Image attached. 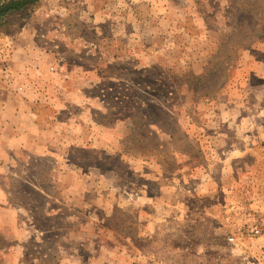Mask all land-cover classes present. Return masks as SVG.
Instances as JSON below:
<instances>
[{
  "label": "rangeland",
  "instance_id": "rangeland-1",
  "mask_svg": "<svg viewBox=\"0 0 264 264\" xmlns=\"http://www.w3.org/2000/svg\"><path fill=\"white\" fill-rule=\"evenodd\" d=\"M42 1L0 24V264L264 254V0Z\"/></svg>",
  "mask_w": 264,
  "mask_h": 264
},
{
  "label": "crops",
  "instance_id": "crops-1",
  "mask_svg": "<svg viewBox=\"0 0 264 264\" xmlns=\"http://www.w3.org/2000/svg\"><path fill=\"white\" fill-rule=\"evenodd\" d=\"M46 8L48 9V6L44 3V0H43L41 4L39 5V7L37 8V10L35 11L36 18L40 20L41 22L49 17V14L47 12L43 14V9H46ZM27 24H25V26L21 29V32H23L24 29H26ZM2 39H3V35L0 38V42H2ZM12 40L14 39L12 38ZM14 43L17 44L16 42ZM15 44L14 46H16ZM3 70L5 69L0 68V71L4 72ZM8 99L9 98H5V100H8ZM3 103L5 104V102ZM4 115H5L4 121L6 122L8 129H9V133H10L9 142L13 144L10 147L16 146L15 148H19L22 146L23 148L28 149V150H38V149L47 150L48 149L47 145H45V143L44 144L42 143V140H39V139L36 140L34 138V134H35L34 129L31 123L26 122L28 114H26L24 111L19 112V111L13 110L12 112H8V111L5 112ZM11 149H14V148H11Z\"/></svg>",
  "mask_w": 264,
  "mask_h": 264
},
{
  "label": "built area",
  "instance_id": "built-area-1",
  "mask_svg": "<svg viewBox=\"0 0 264 264\" xmlns=\"http://www.w3.org/2000/svg\"><path fill=\"white\" fill-rule=\"evenodd\" d=\"M261 215V214H260ZM260 219H254L248 227V233L251 234L255 240H260L261 247L264 248V218L259 217ZM227 243L233 247H237L241 249V256L239 260V264H264V254H260L257 256H251L250 254L244 251V244L242 240L235 234H230L227 236Z\"/></svg>",
  "mask_w": 264,
  "mask_h": 264
},
{
  "label": "trees",
  "instance_id": "trees-1",
  "mask_svg": "<svg viewBox=\"0 0 264 264\" xmlns=\"http://www.w3.org/2000/svg\"><path fill=\"white\" fill-rule=\"evenodd\" d=\"M38 1L39 0H0V24L9 15L19 13L26 8L33 7L38 3Z\"/></svg>",
  "mask_w": 264,
  "mask_h": 264
}]
</instances>
